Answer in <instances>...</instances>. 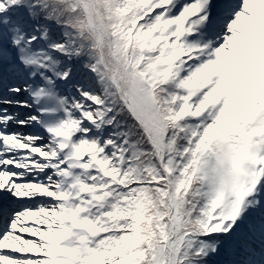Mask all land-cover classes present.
<instances>
[{"label":"snow or ice","instance_id":"1","mask_svg":"<svg viewBox=\"0 0 264 264\" xmlns=\"http://www.w3.org/2000/svg\"><path fill=\"white\" fill-rule=\"evenodd\" d=\"M0 264H264V0H0Z\"/></svg>","mask_w":264,"mask_h":264}]
</instances>
